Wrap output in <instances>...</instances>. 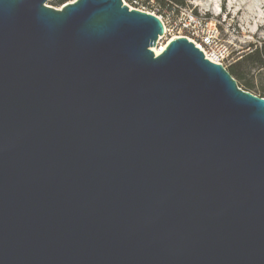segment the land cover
<instances>
[{"label": "water", "instance_id": "1", "mask_svg": "<svg viewBox=\"0 0 264 264\" xmlns=\"http://www.w3.org/2000/svg\"><path fill=\"white\" fill-rule=\"evenodd\" d=\"M0 0V264H264V98L123 0Z\"/></svg>", "mask_w": 264, "mask_h": 264}, {"label": "rangeland", "instance_id": "2", "mask_svg": "<svg viewBox=\"0 0 264 264\" xmlns=\"http://www.w3.org/2000/svg\"><path fill=\"white\" fill-rule=\"evenodd\" d=\"M53 1L47 5L52 6ZM123 1L131 8L155 13L162 18L167 25L168 35L161 39L160 47L179 36L177 24L191 21L193 16L202 17L209 27H216L220 44L228 50L225 68L251 49L264 44V0H184L186 6H173L172 9H162L159 0ZM181 34L189 37L186 33ZM257 82L261 88L264 76ZM253 94L259 96L258 93Z\"/></svg>", "mask_w": 264, "mask_h": 264}, {"label": "trees", "instance_id": "3", "mask_svg": "<svg viewBox=\"0 0 264 264\" xmlns=\"http://www.w3.org/2000/svg\"><path fill=\"white\" fill-rule=\"evenodd\" d=\"M71 0H55L51 4L53 7H61ZM161 8L173 6H186L184 0H159ZM228 72L237 81L238 86L250 93H258L259 97L264 98V85L259 87L258 79L264 76V44L251 49L242 55L235 63L227 67Z\"/></svg>", "mask_w": 264, "mask_h": 264}, {"label": "built area", "instance_id": "4", "mask_svg": "<svg viewBox=\"0 0 264 264\" xmlns=\"http://www.w3.org/2000/svg\"><path fill=\"white\" fill-rule=\"evenodd\" d=\"M75 1L76 0H71L68 3H73ZM152 14L156 15L155 13ZM204 20L205 19L202 17L193 16L191 21L177 24V29L180 31L178 37H184L181 33H186L187 36L189 35L187 38L193 41L195 45L205 53L207 59L214 63L222 64L225 67V62L228 61L229 58L228 50L220 44L219 32L216 27L212 29ZM167 35L168 31H166L164 38H166Z\"/></svg>", "mask_w": 264, "mask_h": 264}, {"label": "bare ground", "instance_id": "5", "mask_svg": "<svg viewBox=\"0 0 264 264\" xmlns=\"http://www.w3.org/2000/svg\"><path fill=\"white\" fill-rule=\"evenodd\" d=\"M165 23V22H164ZM165 27H166V31H168V28H167V25H166V23H165ZM175 38H178V37H175ZM175 38H173V39H175ZM172 39V40H173ZM172 40H170L169 42H168V44L172 41ZM167 44V45H168ZM160 45V44H159ZM157 46V47H154L153 48V51H155V53H156V55H160L161 53H162V51H164L165 50V48L167 47V45H162L161 47L160 46Z\"/></svg>", "mask_w": 264, "mask_h": 264}]
</instances>
